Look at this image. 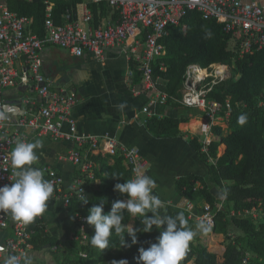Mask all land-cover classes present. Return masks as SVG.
<instances>
[{
    "label": "built area",
    "instance_id": "1",
    "mask_svg": "<svg viewBox=\"0 0 264 264\" xmlns=\"http://www.w3.org/2000/svg\"><path fill=\"white\" fill-rule=\"evenodd\" d=\"M7 0H0V111L7 119L0 120V187L11 185L15 179V169L11 165L12 148L16 142H28L31 135L49 137L53 141H64L71 144V149L64 157L87 180H93V169L96 166L92 157L116 156L123 158L125 167L130 170L131 179L137 171L145 172L147 163L134 148L120 144L109 136H92L78 130L74 117V109L78 103L75 92L59 86L54 79L44 73L45 62L43 52L47 46L67 51L75 58L86 56L102 61L107 51H118L124 54L129 69L127 76L130 91L134 97L148 93L154 95L147 106L141 109L146 118L154 115L158 107L167 104L168 100L178 102L160 91L158 78L153 76V64L164 58L166 50L161 40L167 36V28L178 26L192 12H197L202 20L214 21L222 26L223 31L231 37L239 57L251 50L264 47V11L255 2L243 3L240 0H60L73 2L62 14L60 24L53 20L54 4L50 0H42L46 6L44 34L40 38L31 30L32 19L9 11ZM30 1V0H28ZM97 7V18L91 11ZM101 8L106 9L103 13ZM104 14V15H103ZM133 64V68H130ZM213 67L226 68L213 64L205 69L197 65L187 67L184 76V92L178 102L186 108H195L205 115L195 135L203 146V152L213 141L207 133L212 128L221 126L225 116L219 113L222 105L215 101H207L206 96L222 80L217 74L200 76V71H208ZM160 66V70H164ZM139 74L140 80L135 83L134 75ZM208 80V82H207ZM18 88L26 94L16 104L6 102L4 91ZM159 117V116H158ZM195 118V119H194ZM199 117L192 120L201 121ZM186 123V124H189ZM215 139V137H214ZM44 179L54 185L53 199L60 200L66 208L70 202L79 200L80 189L85 194V182L73 179L69 188L65 189L63 177L51 167L39 168ZM199 184L196 185L198 187ZM185 201L183 204H181ZM177 207L189 212V219L196 224L205 222L208 232L214 227V212L208 204H204L198 214L194 206L183 200ZM220 209V205H216ZM232 215H235L232 213ZM247 216L256 220L255 209L239 212L237 216ZM36 219L42 220V216ZM86 217H77V231L82 244L85 240L84 224ZM29 224L12 219L10 212H0V264L5 257L15 254L18 257L30 256L31 231ZM215 235V234H213ZM190 249L187 251V253ZM82 255V254H81ZM84 256V255H83ZM248 256L242 258L246 264Z\"/></svg>",
    "mask_w": 264,
    "mask_h": 264
},
{
    "label": "trees",
    "instance_id": "2",
    "mask_svg": "<svg viewBox=\"0 0 264 264\" xmlns=\"http://www.w3.org/2000/svg\"><path fill=\"white\" fill-rule=\"evenodd\" d=\"M50 1L54 4L53 20L58 25L62 14L74 4V1L70 3ZM6 7L20 16L31 18L32 32L40 38L43 37L46 8L44 1L7 0ZM90 8L94 17L98 19L97 7ZM101 10L104 13L106 9ZM161 43L165 47L166 55L153 64V76L159 79L160 91L169 97L174 99L180 97L185 72L190 65L205 69L213 64H223L231 72V77L225 83L214 87L206 96L207 101H215L222 105L219 113L221 116L228 112L221 126L212 128L217 139L210 143L206 153L202 151L203 146L195 137L187 139L188 146L197 154L202 164L209 160H212V163L207 165L204 176L185 175L174 183L176 196L192 204L196 214L204 204H208L213 210L214 227L211 232L223 236L224 253L218 255L221 248L219 245H209L211 252L207 250L206 245H200L198 232L190 243V251L180 264H242L245 254L248 256L246 264H264V47L260 50H251L239 57L231 37L223 31L222 26L214 21L202 20L197 12L189 13L180 25L168 27L167 36ZM161 65L165 67L163 71L160 70ZM130 68H133V64ZM139 80V74L135 73L134 82L137 83ZM201 115L205 117L200 112L197 115V111L189 118L154 115L145 118L142 125L154 139L182 138L179 125ZM241 115L247 118L243 124L238 122ZM91 159L96 166L93 169V180L85 182V195L89 202L83 204L80 200H74L66 207L75 221L78 216L87 218L89 209L99 204L102 199L106 201L105 213L111 210L113 202L127 199L126 195H121L115 190L117 183L131 179L130 170L125 167L123 158L120 155L103 157L97 155ZM215 186L223 190L224 200L220 209L216 207L220 202H217L211 192ZM252 209L257 212L256 220L251 215L237 216L239 212ZM179 212H184L186 226L195 229L197 224L189 219V212L186 209L177 207L176 204H166L160 210L161 215L175 216ZM148 215L151 216V213ZM124 217L122 223L128 225L133 221V229L143 227L139 218L131 217L127 212L124 213ZM77 224L76 222V227ZM83 229L85 232L83 247L79 252H72L70 248L62 247L57 238L46 233L42 220L35 219L29 224L32 234L30 243L35 251L49 247L61 252L60 264H114L120 260H127L128 264H137L139 249L141 247L147 249L155 243L162 230L153 228L149 233L138 232L136 244H132L131 237L126 233L125 246L120 244L118 236L113 235L109 247L101 250L91 244L94 228L86 222Z\"/></svg>",
    "mask_w": 264,
    "mask_h": 264
},
{
    "label": "crops",
    "instance_id": "3",
    "mask_svg": "<svg viewBox=\"0 0 264 264\" xmlns=\"http://www.w3.org/2000/svg\"><path fill=\"white\" fill-rule=\"evenodd\" d=\"M240 1L243 3L255 2L264 11V0ZM114 53L123 56L122 58L126 64V86L128 87L131 99L133 98V102L138 104L137 109H139V114L142 115L141 109L144 106L140 107L142 106V102L140 103L136 100L138 98H143L145 95L139 97H134L132 95L130 91V82L127 76L129 64L126 61L124 54H121L118 51H107L105 53V58L107 56H113ZM43 59L45 62L44 73L46 75L54 79L59 86L67 88L75 93L78 90V93H76L78 96V103L73 113L79 131L92 136L113 137L123 146L136 149L141 157L148 162V168H146L145 172L155 180L157 186L154 189V193L164 201V204H180V202L186 200L184 198H176L174 191L175 181L185 175L204 176L206 172L205 169L202 170L203 164H201L197 154L192 152L188 146L187 140L185 141L184 138L180 137L171 139L152 138L145 131L142 122L138 121V116L136 115L137 111L134 110L132 105L123 98L125 95L122 96L121 93L111 86L115 83H112L105 78H101L103 76L100 74L97 75L96 70L99 67L97 62H99V60L89 56L75 58L67 51L52 46H47L44 49ZM95 61L97 64L94 63ZM65 71L77 73V77L75 78L76 82L74 81V84L70 85L65 81L63 75ZM103 75H106V73ZM106 77L113 78L114 76L110 75ZM9 94H19L20 97L12 100ZM24 96H26L25 92L18 88L8 89L3 93L5 101L11 104H16L19 98H23ZM103 97L106 100H102L101 98ZM93 100H100V105L97 106L96 103L95 105H92L91 102ZM121 104H125L123 109L119 107ZM155 111L159 112L158 108ZM169 117H172V115ZM180 125L179 129L184 131L191 130L193 124L185 123ZM184 137L186 138V136ZM36 140L42 141L43 147L36 150L39 159L33 167L41 168L45 167V165H52L51 168L56 170L63 177L65 189L69 188L71 184L66 185V182L72 183L71 180L73 181L74 178L72 179V174L67 168L68 163L63 160L62 163H57L54 156H57V158H64L67 152L71 149V144L64 141H53L49 137H37L34 135L30 136L28 142H34ZM14 148L15 146L12 150ZM148 160H150V163ZM197 168L201 170V173H194V170ZM164 192L170 194L171 197L168 194L167 196L164 195ZM184 202L185 201H183L182 204ZM48 204V210L41 215L42 221L46 227V233L57 238L60 245L63 246L61 242L69 241L74 232L77 235L76 221L67 212L66 208L62 206L60 200L51 198ZM195 210L196 209L194 208V212L196 213ZM128 225L133 228L134 222L131 221ZM199 236L202 237L201 233L198 234V237ZM211 236L219 237L220 240H222V235L212 234ZM220 243H222V241ZM32 252L34 253V250L31 251L29 257L32 256ZM222 253L223 251L221 254Z\"/></svg>",
    "mask_w": 264,
    "mask_h": 264
},
{
    "label": "clouds",
    "instance_id": "4",
    "mask_svg": "<svg viewBox=\"0 0 264 264\" xmlns=\"http://www.w3.org/2000/svg\"><path fill=\"white\" fill-rule=\"evenodd\" d=\"M121 109L125 104L119 105ZM8 117L0 111V120ZM246 116L241 115L238 119L240 124L245 123ZM43 147V142L17 141L11 152V165L16 170L15 179L11 185L0 187V212H10L14 221L24 224L33 222L37 217L43 215L49 207V200L53 197L54 185L44 179L43 172L33 165L38 161L37 149ZM156 182L146 172L137 171L132 179L124 183H117L115 190L121 195H126V200L113 202L111 210L104 212L105 200L93 205L89 209L87 224L94 228L91 236V244L101 250L109 247L110 238L116 235L120 238V244L126 245L125 234L131 237L132 244L138 242L137 233H149L153 228L161 230L160 236L155 243L147 249H139L137 264H180L190 243L199 233H205L209 226L200 222L196 228L187 227L184 212L175 216L161 215L160 210L164 208V201L154 193ZM80 202L87 204L89 200L80 189ZM131 217L139 218L143 227L133 229L122 223L124 213ZM151 213V216L148 214ZM163 226V227H162ZM3 264H33L29 256L23 258L15 254L5 257ZM114 264H128L127 260H120Z\"/></svg>",
    "mask_w": 264,
    "mask_h": 264
},
{
    "label": "rangeland",
    "instance_id": "5",
    "mask_svg": "<svg viewBox=\"0 0 264 264\" xmlns=\"http://www.w3.org/2000/svg\"><path fill=\"white\" fill-rule=\"evenodd\" d=\"M117 54L114 53L113 56H111V57H108V56L106 58L104 57V61L102 60L103 62L100 61V60H99V62H97L98 65H99L98 69L96 70L97 75L100 74V75L103 76L101 78H105L107 80H110V82L115 83V84H112L111 86L114 87L115 90H117L119 93H121L122 96L125 95V97L123 96V98L126 99L125 101H127L128 103H130L132 105V107L134 108V110L137 111L136 112V115L138 116L137 117L138 121L139 122H143L144 119L146 118V116L145 115L142 116V115L139 114V112H138L139 109H137L138 108V104L135 103V102H133V100H132L133 98L131 99V97L129 95V90H128V87L126 86V76H125L126 64L124 62V59L122 58L123 56L117 55ZM94 63L97 64L96 61ZM215 69H216V67H213L210 70V72H208V76H209V79L208 80L209 81L211 80L210 79V76H212L213 80H217L216 79V76L217 75L215 74V72H216ZM104 73H106V75H103ZM223 73H225V74H223ZM223 73H222L223 75H221L223 77V80L219 84L225 83L231 77V72H230V70H229V68L227 66H226V68L223 69ZM86 74H87V72H86ZM63 75H64V78H65V81L66 82H68L70 85L74 84V81L76 80L75 78L77 77V73L76 72H70V71H67L66 72L65 71ZM110 75L111 76H114V77L113 78L106 77V76H110ZM208 80H207V82H208ZM73 88H76V87H73ZM184 90L185 89L182 86V88L180 89V92H179L180 97L179 98H176V100L178 102L181 100V96H182ZM9 91H13V90H9ZM76 93H78V90H77ZM9 96L11 97L12 100H14L17 97H20L19 94H16V95H10L9 94ZM150 98L151 99L154 98V95L153 94L151 95V93H148L143 98H138L136 101L137 102H140V103L142 102V106H140V107H143V106L145 107V106H147ZM101 99L102 100H106L104 97L101 98ZM169 99H171V97H169ZM178 102H174L173 100H170L169 103L166 104L165 106L159 107L158 108V110H159L158 116L161 117L163 115L164 116H170V115H172V117H178V118H180V117H188L189 118L190 115L193 114V113H195L196 111H197V115H198V112L199 111L197 109L183 107ZM95 103L97 104V106H99L100 105V100H93L91 102L92 105H95ZM132 103H134V104H132ZM116 107H118V106H116ZM198 119L201 120V121H199V124L205 122V120H204L205 117L203 115H201ZM179 132H180V134L183 135L182 138H184L185 141L188 138H190V136L195 137V135H193L192 133H188L189 130L182 131V130L179 129ZM207 135H208V138H210V139L212 138V140L217 139V137L214 136L213 132H210V133L208 132ZM184 136H186V138ZM214 137H215V139H214ZM159 152H160V150H159ZM54 159L57 160V163L58 162H61L62 163L63 161L66 162L65 159L62 158V157L61 158H57V156H54ZM148 161L150 163V160H148ZM146 163H147V168H148V162L146 161ZM211 163H212V160H209L207 163L203 164L202 165V167H203L202 170L205 169V171H207V165L208 164H211ZM51 166L52 165H45V167H51ZM67 168H68L69 172H71V174H72V179L73 178L74 179L75 178H79L82 181L86 182V180H87L86 176L83 175V174L81 175L80 172L77 171V170H75V167H73L71 164L68 163ZM194 173H196V174L201 173V170L199 168H197V169L194 170ZM71 182H72V180H71ZM69 184H71V183H67L66 182V185H69ZM224 184L226 185L227 183L225 182ZM211 192L215 196L217 202H220L217 205H220L221 206V203L224 200L223 190L221 188L215 186V187H213L211 189ZM163 194L167 196L168 193L167 192H164ZM168 195L170 196V194H168ZM176 198H177V196H176ZM59 223L62 224L61 222H59ZM78 234H79L78 231H77V235L74 232L72 234V236H71L72 238L69 241H67V242H61V244L63 245L62 247L66 246V248H70V250L72 252H75V251H78L79 252L80 249L83 247V244H82L81 239H79ZM201 236L202 237L199 236L200 238L198 237V242H199L200 245H203V246L206 245V248H207V250L209 252H211L209 250V244H212V245L219 244L221 246V248H220V254L224 250V247H223V240H224L223 239V236H222V240H220V238H219V240L217 242H214V243L213 242H210V238H211L210 232L207 231L205 233H201ZM221 241H222V243H220ZM31 258L33 260V264H60L61 263V259H62L61 252L55 250L54 248H49V247L48 248H45V249H43L41 251H35L34 250V253L32 254Z\"/></svg>",
    "mask_w": 264,
    "mask_h": 264
},
{
    "label": "bare ground",
    "instance_id": "6",
    "mask_svg": "<svg viewBox=\"0 0 264 264\" xmlns=\"http://www.w3.org/2000/svg\"><path fill=\"white\" fill-rule=\"evenodd\" d=\"M223 65V64H222ZM223 69L224 68H222V67H218V68H216L215 70H216V72H215V74L217 75V74H222L223 73ZM225 71V70H224ZM199 75L200 76H205V75H208V71H200L199 72ZM213 75V74H212ZM211 77V76H210ZM196 122V123H195ZM192 124L193 123H195V126L194 127H191V130L193 131V132H196L197 130H198V127L200 126V124H199V122L197 121V120H193L192 122H191ZM219 240V237H216V236H211V238H210V242H217Z\"/></svg>",
    "mask_w": 264,
    "mask_h": 264
},
{
    "label": "water",
    "instance_id": "7",
    "mask_svg": "<svg viewBox=\"0 0 264 264\" xmlns=\"http://www.w3.org/2000/svg\"><path fill=\"white\" fill-rule=\"evenodd\" d=\"M223 253H224V250H223ZM223 253H222V254H223ZM215 254H218V253H215ZM222 254H218V255H222Z\"/></svg>",
    "mask_w": 264,
    "mask_h": 264
}]
</instances>
